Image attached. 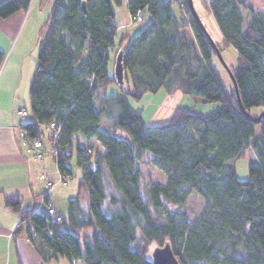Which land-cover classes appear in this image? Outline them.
Returning a JSON list of instances; mask_svg holds the SVG:
<instances>
[{"label": "trees", "instance_id": "1", "mask_svg": "<svg viewBox=\"0 0 264 264\" xmlns=\"http://www.w3.org/2000/svg\"><path fill=\"white\" fill-rule=\"evenodd\" d=\"M30 1L4 0L0 17L25 11ZM120 2H51L28 84L29 119L19 126L42 138L43 125L58 124L52 158L66 177L74 174V158L81 177L65 213L55 210L60 221L47 213V203L23 209L18 192L5 194V206L19 217L13 233L24 231L44 262L61 255L82 264H153L149 244L168 243L180 264H264V116L253 122L244 114L230 77L225 82L215 68V51L187 0H178L179 17L171 0H126L129 14L141 11L145 23L110 51L117 32L113 5ZM201 3L213 15L223 45L236 50L231 70L242 107L264 110V14L250 0ZM119 50L122 83L113 74ZM3 59L0 49V66ZM170 82L216 107H177L168 121L148 127L127 96L139 100ZM112 83L123 93L104 96ZM103 118L111 121L110 129L100 127ZM77 137L95 139L103 149L92 150ZM249 147L258 162L239 179L231 160ZM147 154L164 173V183L143 184L139 163ZM192 192L204 206L189 223L183 206Z\"/></svg>", "mask_w": 264, "mask_h": 264}, {"label": "rangeland", "instance_id": "2", "mask_svg": "<svg viewBox=\"0 0 264 264\" xmlns=\"http://www.w3.org/2000/svg\"><path fill=\"white\" fill-rule=\"evenodd\" d=\"M171 1H172L171 9L173 14L177 17L181 16L183 10L180 8L178 0H171ZM42 2L43 3L41 4L40 12H39L38 0H34L33 5L27 11L16 35L11 41L8 42L7 41L8 37H6L5 34L3 36V32L0 31V46H2V48H6L7 47L6 45L8 44L6 51H4L3 62L0 66V75L2 74V76H0L1 77L0 87L3 78L7 72V69L11 66V63L9 62L10 59L7 61L10 53L14 54L18 51V49L23 48V50H25L24 51L25 53L27 52L30 53V56L31 55L36 56L37 54L38 31L41 25L37 26L35 25L34 22L35 19L37 18H40L38 21L41 22L46 17V15H48L51 6L50 0H42ZM250 2L259 11H261L262 14H264V0H250ZM192 3L197 15L201 19L202 23L204 24L211 38L213 39V41L218 43L219 47L222 48L221 54L224 61L227 63L230 69L235 67L237 62L236 50L234 49L233 46L223 45L222 36L213 18V15L203 7L201 0H192ZM113 8L115 11L114 21L117 24L118 28L114 38V44L110 48V51H112V49L118 48L120 43V38L123 35H125L124 42H126L134 34H136L143 27L145 23V21H132L130 19V14L126 6V0H121L119 4H114ZM185 32L188 38L192 39V34L188 27L185 30ZM25 61H26V56H25ZM212 61L215 68L220 73L222 79L225 82H228L229 75L226 69L223 67L219 57L216 54L212 55ZM18 64L20 65L19 61ZM19 82H20V77L19 79L17 78L15 84H13V89L14 88L16 89V87H18ZM111 93L113 94V93H123V92L120 86L112 83L107 88H105V90L103 91V95L107 96L108 94ZM98 97L101 98V92H99ZM127 99H128V104L131 108L142 110L141 111L142 120L148 127H154L156 125L168 121L173 110L177 107L188 108L193 111L208 112L211 111L217 105L216 102H205L200 96H197L192 93L184 92L178 86L177 82L176 83L170 82L168 85L162 86L156 92H150V91L145 92L143 97L139 100H134L130 96H127ZM5 100H6L5 106L6 107L10 106V101L7 98H5ZM262 110H263L262 106L252 107L250 109V114L257 115ZM118 112H119V106L115 105L112 109V113L116 115ZM102 121L103 122H101L100 127L104 130L110 129V127L112 126L111 121L105 118H103ZM41 129H43V127ZM41 140L43 141V145L46 144L47 147L49 148L50 156L52 157L51 154L52 147L50 146L49 142L47 141L44 135L42 136ZM90 147L92 150L93 149L98 150L96 146H90ZM231 162L234 165L236 176L239 179H245L248 176V165L250 163H257L258 159L255 153L253 152V150L249 147L243 152L242 155H240L235 159H232ZM70 164L73 167V171H74L73 175H75L76 171H79V173H81V170L75 164L74 158H72ZM139 169L142 175V182L145 186L154 183L165 182L164 173L153 163L152 156L150 154H147L144 158L141 159L139 163ZM42 174L45 173H41V178H43ZM43 179L45 181H51V186L54 183L53 180L50 178L46 177V179L45 178ZM70 180H72V178L63 177L61 175H59L57 178V182L62 184H65ZM203 206H204V200L198 194L192 192L187 197L183 209L185 211V215L189 223L194 222L200 216ZM85 232L86 230H83L81 232V236L84 235ZM137 235L140 236L139 229L137 230ZM154 248H155V244L150 243L147 252V255L149 257H151V253ZM45 264H82V263L79 261L70 262L68 258H66L65 256L58 255L56 258H51L50 260H48Z\"/></svg>", "mask_w": 264, "mask_h": 264}, {"label": "crops", "instance_id": "3", "mask_svg": "<svg viewBox=\"0 0 264 264\" xmlns=\"http://www.w3.org/2000/svg\"><path fill=\"white\" fill-rule=\"evenodd\" d=\"M3 1L0 0V3ZM33 3L34 0H31L25 11L20 10L7 18L0 17V31L3 32V36L5 34L9 38H7L8 42L16 35ZM38 3L40 12L43 2L38 0ZM39 19H35L34 22L37 26L44 21L43 19L39 22ZM6 46L8 47V44ZM6 48L0 46L3 53ZM24 51L22 48L14 54H9L7 61L10 59L11 66L7 69L0 87V264L46 263L30 244L24 231L13 233L19 217L16 212L5 206L4 195L18 192L22 197L21 206L23 209L41 208L47 203L46 201H49L58 213L63 214L66 210V200L74 195L76 182L81 177V173L76 171L75 175L67 177L72 180L65 184L58 183L57 178L60 173L55 161L50 156L47 145H43L41 157L35 158L27 154L19 143L18 131L15 126L27 121L29 115L19 117L17 109L28 108V84L36 63V56H30L29 52L25 53ZM19 77V85L13 89V84ZM5 98L10 101L8 107L5 106ZM77 139L82 145L96 146L98 150L103 149L95 139L84 140L81 137H77ZM41 173H45L47 178L53 180L54 183L49 189L46 187V181L41 178Z\"/></svg>", "mask_w": 264, "mask_h": 264}, {"label": "water", "instance_id": "4", "mask_svg": "<svg viewBox=\"0 0 264 264\" xmlns=\"http://www.w3.org/2000/svg\"><path fill=\"white\" fill-rule=\"evenodd\" d=\"M187 3H188V7H189V10H190L192 16L194 17V19L196 20V22L200 26V28L206 34V36L210 42L211 47L214 49L215 54L219 57L223 67L226 69V71H227V73L231 79L232 85L234 87V92L236 94L237 101H238L240 107L242 108L244 114L251 121L259 122L260 119L262 118V116H264V110H262L257 115H252L242 107L240 97H239V93H238L237 84H236L232 70L227 65V63L224 61L220 49L217 47V45L215 44V41H213V39L211 38L207 29L205 28L204 24L202 23L201 19L197 15V13L193 7L192 0H187ZM121 58H122V50H119L116 57H115V62H114V66H113V74L119 83L123 82V65H122ZM151 256H152L153 264H180L178 262V260L176 259V257L174 256L173 251H172V249L168 243H165L163 246H156L152 250Z\"/></svg>", "mask_w": 264, "mask_h": 264}, {"label": "built area", "instance_id": "5", "mask_svg": "<svg viewBox=\"0 0 264 264\" xmlns=\"http://www.w3.org/2000/svg\"><path fill=\"white\" fill-rule=\"evenodd\" d=\"M130 19L132 21H143V15L141 11H137L135 14L130 15ZM17 115L19 117H26L29 115L28 109L25 108H19L17 109ZM18 130V139L21 147L24 149V151L27 154H30L35 157H41V149L43 147V141L41 138L38 137H30L27 135L26 131L23 130L19 124L15 126ZM43 135L49 142L50 146L52 147L51 154L54 155V149H53V140L58 135V129L59 125L56 124L54 121L49 122L46 125H43ZM63 177H66L64 175H61ZM42 177L46 179V175L42 174ZM51 186V181H46V187L49 189ZM46 196V195H45ZM44 196V197H45ZM47 213L54 218L56 221H60V215L55 211V209L52 207L51 203L47 201Z\"/></svg>", "mask_w": 264, "mask_h": 264}]
</instances>
